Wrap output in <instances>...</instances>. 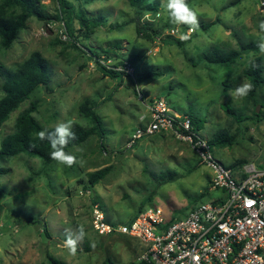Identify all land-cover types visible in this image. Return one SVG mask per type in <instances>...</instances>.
Wrapping results in <instances>:
<instances>
[{
	"label": "rangeland",
	"instance_id": "1",
	"mask_svg": "<svg viewBox=\"0 0 264 264\" xmlns=\"http://www.w3.org/2000/svg\"><path fill=\"white\" fill-rule=\"evenodd\" d=\"M38 1L47 14L60 19L31 18L9 49L0 47V63L15 69L40 52L49 61L50 84L11 114L0 128V146L33 102L38 104L33 115L44 130L68 121L72 129L91 128L80 111L88 102L102 121L105 137L102 144L94 135L72 148L69 154L77 162L71 167L58 160L46 165L25 154L2 166L8 173L0 176L5 191L0 197V264H50L48 256L65 264H139V241L94 232L95 205L108 221L123 225L149 208H161L169 219H177L197 205L226 197L211 187L212 172L192 145L175 133L157 134L128 147L134 130L150 121L154 101L165 99L175 113L191 115L209 143L219 135L234 137L231 146H212L224 165L234 170L250 163L264 166V86L254 99L233 95L241 84H250L245 70L254 59H261L264 76V53L255 49L264 42L262 1L242 0L225 9L233 0H194L188 5L197 15L198 26L193 28L171 22L167 0H152L159 3V16L151 22L155 27L193 28L183 45L139 37L135 9L128 0H69L85 18H104L89 38L78 20H73V37L69 35V17L61 13L57 0ZM152 13L143 19H152ZM215 47L242 51V56L230 67L209 64L204 55ZM130 59L135 65L125 69ZM102 67L123 74L108 77ZM258 107L260 121H255L251 118ZM107 167V176L91 186L89 175ZM30 218L37 223L22 222ZM69 236L75 240L72 247L65 244Z\"/></svg>",
	"mask_w": 264,
	"mask_h": 264
},
{
	"label": "built area",
	"instance_id": "2",
	"mask_svg": "<svg viewBox=\"0 0 264 264\" xmlns=\"http://www.w3.org/2000/svg\"><path fill=\"white\" fill-rule=\"evenodd\" d=\"M193 32L191 28L185 36L175 27L166 34L185 41ZM161 133L188 141L211 170V187L226 197L197 205L177 219H169L161 208H149L123 225L108 221L95 205L94 232L139 241V264H264V166L250 163L234 170L224 165L209 141L193 130L192 119L175 113L165 99L153 102L150 121L136 128L128 147Z\"/></svg>",
	"mask_w": 264,
	"mask_h": 264
},
{
	"label": "trees",
	"instance_id": "3",
	"mask_svg": "<svg viewBox=\"0 0 264 264\" xmlns=\"http://www.w3.org/2000/svg\"><path fill=\"white\" fill-rule=\"evenodd\" d=\"M60 4L61 13L66 14V26L70 36L73 37L74 23L73 20H78L82 30H85V36L89 38L94 30L101 27L105 20L100 16H93L85 18L82 12L75 11L73 5L69 0H57ZM96 1L106 0H80L81 3L90 4ZM129 4L135 9L134 23L136 26V32L139 37L155 41L156 38L160 37L163 43L168 41H175L179 45H183L185 41H181L176 37L166 34L167 30L175 28L173 25H166L164 27H155L151 22L155 21V16H159L156 13L159 9V3L152 2V0H128ZM194 0H186L189 5ZM242 0H233L231 3L225 6V9L238 5ZM69 10V11H67ZM151 12L152 19H143ZM143 16V17H142ZM36 18L39 21H48L51 19H60L58 15L50 16L47 14L38 0H1L0 4V47L3 49H9L13 43L17 40L18 34L26 28L27 22L31 18ZM117 25L112 27L116 29ZM210 24L203 27L204 30H208ZM188 29L191 27H184L182 33L186 36ZM193 29V28H192ZM189 41V40H187ZM253 47H243L242 50L246 51ZM256 51L260 50L259 47H255ZM242 56V51H225L220 48H213L211 52H207L204 55V60L209 64L222 65L230 67L237 62ZM136 60L130 59L127 66L134 67ZM245 70V75L250 81L252 86L251 91L247 93L248 97L254 99L258 96L257 92L264 86L263 66L261 65V59L256 58L249 64ZM103 70L108 73V77L116 78L123 74L122 72H114L107 70L102 67ZM125 68V67H124ZM0 91L3 93V97L0 99V128L10 118L11 114L19 109V107L30 100L33 94L41 89L47 88L50 84V65L49 61L40 53L33 52L29 58H27L22 64L15 69L5 67L0 63ZM257 101V100H256ZM38 110V104L36 102L31 103V106L25 110L19 117L15 132L4 138L0 146V176L8 173L7 169L2 167L10 159L15 158L19 155L25 154L29 157L39 158L46 165H50L57 160L51 157V144L47 139L41 140L39 137L40 131H45L40 123L34 117V113ZM81 113L92 122V127L89 129L75 126L72 132L75 135V139L70 141L64 147V151L69 153L72 148L78 147L85 143L91 136L97 135L101 140V144L104 141L105 130L103 128L102 121L97 114L94 107H90L88 102H85L80 107ZM234 112V111H232ZM228 110L227 113L231 116L235 115ZM186 115V114H185ZM191 119V115H188ZM260 115L254 111L255 121L259 120ZM193 130L199 132L198 123L192 119ZM141 127V126H140ZM136 130V129H135ZM134 130V131H135ZM47 131H54V128L48 129ZM234 137H228L225 135H219L217 139L210 142L211 147H225L231 146ZM110 167L91 173L89 175V183L91 186H95L100 180L105 178L110 172ZM5 194V191L0 188V197ZM2 213V205L0 203V216ZM136 214L132 219L137 217ZM22 222L36 224L37 221L30 219L22 220ZM48 262L50 264H65L56 260L55 258L48 256ZM104 264H112L110 260Z\"/></svg>",
	"mask_w": 264,
	"mask_h": 264
},
{
	"label": "clouds",
	"instance_id": "4",
	"mask_svg": "<svg viewBox=\"0 0 264 264\" xmlns=\"http://www.w3.org/2000/svg\"><path fill=\"white\" fill-rule=\"evenodd\" d=\"M167 12L171 22L175 25H189L191 27H197V15L196 12L188 6L186 0H167ZM260 28L264 29V22L260 23ZM186 39V37H181ZM258 47L262 53H264V42L258 44ZM252 86L250 84L243 83L235 89L233 95L243 97L251 91ZM39 137L41 140L47 139L51 144L52 152L51 157L54 160L66 164L71 167L76 162L75 156L66 153L64 147L69 144L70 141L75 139V135L72 132V124L68 122L58 123L54 131H40ZM80 237L84 235V230L80 229ZM66 246L72 247L75 244V240L71 236L65 241ZM74 251V248L72 249Z\"/></svg>",
	"mask_w": 264,
	"mask_h": 264
},
{
	"label": "water",
	"instance_id": "5",
	"mask_svg": "<svg viewBox=\"0 0 264 264\" xmlns=\"http://www.w3.org/2000/svg\"><path fill=\"white\" fill-rule=\"evenodd\" d=\"M261 1H262V10H264V0ZM259 111H260V107L257 108L256 113H259Z\"/></svg>",
	"mask_w": 264,
	"mask_h": 264
}]
</instances>
